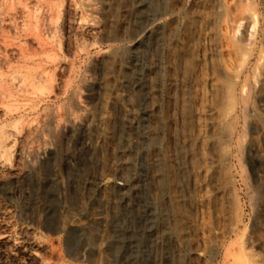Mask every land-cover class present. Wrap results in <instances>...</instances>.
I'll return each instance as SVG.
<instances>
[{
	"label": "rangeland",
	"instance_id": "obj_1",
	"mask_svg": "<svg viewBox=\"0 0 264 264\" xmlns=\"http://www.w3.org/2000/svg\"><path fill=\"white\" fill-rule=\"evenodd\" d=\"M216 1L0 0V264H264V0Z\"/></svg>",
	"mask_w": 264,
	"mask_h": 264
},
{
	"label": "bare ground",
	"instance_id": "obj_2",
	"mask_svg": "<svg viewBox=\"0 0 264 264\" xmlns=\"http://www.w3.org/2000/svg\"><path fill=\"white\" fill-rule=\"evenodd\" d=\"M230 3L232 4L231 0H217L216 1V5L218 6V8L225 9L226 12L228 8H230L231 6ZM239 19L240 17H238L234 21H238ZM223 21H224L223 23L225 24L226 30L222 32V34H220L218 45L220 47L219 52H220V57H221L220 59L222 60L221 63L224 67V70L227 72L229 71V68H228L229 59H231V57L233 55H236L238 52V49H237L238 41L236 39L235 34L231 32L232 21L226 16L224 17ZM218 111H219L218 107H215V106H210L204 109L206 127H208V125L213 124V122L211 121L212 116L218 113ZM218 118H219L218 119L219 121H222L224 116L218 113ZM214 165H215V161L207 157L206 165H204L205 167L204 166L203 167L205 168V170H208L210 167H213Z\"/></svg>",
	"mask_w": 264,
	"mask_h": 264
}]
</instances>
